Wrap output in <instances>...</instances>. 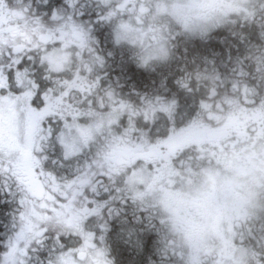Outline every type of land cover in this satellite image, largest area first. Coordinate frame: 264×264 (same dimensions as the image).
<instances>
[{
  "label": "snow or ice",
  "instance_id": "obj_1",
  "mask_svg": "<svg viewBox=\"0 0 264 264\" xmlns=\"http://www.w3.org/2000/svg\"><path fill=\"white\" fill-rule=\"evenodd\" d=\"M17 3L0 0V264H264V179L195 259L157 195L218 163L177 144L209 99L264 111V0L183 23L165 0Z\"/></svg>",
  "mask_w": 264,
  "mask_h": 264
},
{
  "label": "rangeland",
  "instance_id": "obj_2",
  "mask_svg": "<svg viewBox=\"0 0 264 264\" xmlns=\"http://www.w3.org/2000/svg\"><path fill=\"white\" fill-rule=\"evenodd\" d=\"M25 1L18 0L17 6L29 3V0L28 2ZM229 2L230 0H165L169 15L177 23H183L185 16L191 18L201 16L203 13L205 16L203 15L202 18L207 16L220 17L228 10ZM200 5H202L201 9L206 8L207 11L195 9L196 6L201 7ZM182 9L186 11L181 12ZM200 19L193 20V22ZM232 123L230 119L227 120L223 130H230ZM259 126L257 133L254 129L255 133L251 135L252 137L220 140L221 146L216 142L222 137L211 135L205 138L210 145L216 146L218 163L202 168L195 178L186 179L178 186L169 189V194L158 195L163 207L169 213L171 220L174 221L175 217L188 206L189 202L210 194L212 201L207 206L213 208L214 211L210 212L207 208L201 212L200 222L203 232L201 244L203 246L200 251H209L220 240L222 223L228 219L232 210L246 199L253 187L261 179H264V143H261L260 140L264 133L261 132L262 125L259 124ZM188 130L192 133L196 132V125L194 124ZM180 137L181 135L177 137L179 144ZM197 140L200 139L197 138ZM195 253L196 251L193 252L194 259Z\"/></svg>",
  "mask_w": 264,
  "mask_h": 264
},
{
  "label": "trees",
  "instance_id": "obj_3",
  "mask_svg": "<svg viewBox=\"0 0 264 264\" xmlns=\"http://www.w3.org/2000/svg\"><path fill=\"white\" fill-rule=\"evenodd\" d=\"M25 2H28L26 0ZM29 2H33L34 0H29ZM26 5V4H24ZM24 5H20L16 7H23ZM35 7V3H34ZM111 71V69H109ZM120 73H116L119 75ZM211 90V85L209 84V91ZM208 107L204 109L203 116L197 120L195 123L196 125V132H190L188 129L185 133L181 134L180 144L187 143L188 140H203L206 141L205 138H208L211 135H218L222 137L219 139L218 143L221 146V141H225L226 139H235L237 137L246 138L247 136L252 137L254 129L256 133L258 132L260 126L262 125V133H264V111H254V112H246L242 108L241 100L229 97L225 100H215L209 99ZM231 120L233 123L231 124L230 130H223L225 128V124L227 120ZM263 120V121H262ZM262 121V122H260ZM228 132V134H225ZM196 133V135H195ZM220 133V134H219ZM195 135V136H194ZM264 136V134H263ZM195 138V139H194ZM204 138V139H202ZM241 139V140H242ZM189 141V142H190ZM252 142L250 138V143ZM179 144V143H177ZM242 146V145H241ZM4 221V223H8V218L0 217ZM0 230L2 226H0ZM117 256L119 252L117 251Z\"/></svg>",
  "mask_w": 264,
  "mask_h": 264
},
{
  "label": "flooded vegetation",
  "instance_id": "obj_4",
  "mask_svg": "<svg viewBox=\"0 0 264 264\" xmlns=\"http://www.w3.org/2000/svg\"><path fill=\"white\" fill-rule=\"evenodd\" d=\"M196 1V0H193ZM203 1V0H201ZM196 6V10H201V11H207L206 8L201 9L202 5ZM208 7V6H206ZM205 16L203 13L201 16H193L190 19L196 20L202 18V16ZM173 187H168L164 189L163 191L158 190L157 195H164V194H169V189ZM214 190V189H212ZM212 201V198L210 197V194L208 196H203L198 198L195 201L189 202L188 206L181 212L179 213L176 217L175 220L172 221L174 227L176 230L180 233V235L185 239L186 244L189 246V248L192 250V252L201 250L202 244H201V237H202V228H201V212H204L209 208L210 212H213L214 209L211 208L210 206H207L209 202ZM111 243L113 245V255L117 256V251L119 252L121 248V244L113 238L111 240ZM118 259H119V254H118Z\"/></svg>",
  "mask_w": 264,
  "mask_h": 264
}]
</instances>
